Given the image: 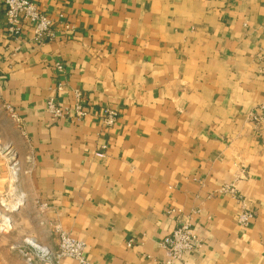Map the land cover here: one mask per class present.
Masks as SVG:
<instances>
[{"label":"crops","instance_id":"obj_1","mask_svg":"<svg viewBox=\"0 0 264 264\" xmlns=\"http://www.w3.org/2000/svg\"><path fill=\"white\" fill-rule=\"evenodd\" d=\"M34 1L43 42L0 0V264H82L56 256L57 225L90 264H166L170 208L203 243L175 264H264V0ZM76 91L90 113L54 119Z\"/></svg>","mask_w":264,"mask_h":264},{"label":"built area","instance_id":"obj_2","mask_svg":"<svg viewBox=\"0 0 264 264\" xmlns=\"http://www.w3.org/2000/svg\"><path fill=\"white\" fill-rule=\"evenodd\" d=\"M5 5V14L8 19V30L12 34L19 35L22 32V24L29 22L32 24L34 35L37 41L43 42L46 38L55 37L54 21L48 17L36 4L34 0H2ZM61 68V66H59ZM264 72V70H263ZM10 115L17 119L15 111L8 105ZM47 109L54 119L77 118L81 120L90 113V108L84 102L82 93L75 92L73 107H66L59 104L54 98L47 102ZM101 115L107 127L114 125L119 117L118 110L110 107H103ZM249 120L253 123L260 124L264 122V103H262L257 112L250 113ZM98 157H103L102 151L96 152ZM223 191L235 195L240 202V212L238 222L243 227H248L255 216V213L248 207L246 201L237 189L233 186L226 185ZM169 213H178L179 223L177 227L164 239L161 244L167 251L166 264H175L176 261L182 260L186 254L198 251L202 246V239L195 233L190 218L182 217L181 210L170 208ZM55 233L58 238V258L71 257L79 260L82 264H90L84 257L85 244L83 241L72 237L65 229L59 225L55 227ZM132 241H129V246Z\"/></svg>","mask_w":264,"mask_h":264},{"label":"rangeland","instance_id":"obj_3","mask_svg":"<svg viewBox=\"0 0 264 264\" xmlns=\"http://www.w3.org/2000/svg\"><path fill=\"white\" fill-rule=\"evenodd\" d=\"M13 119H14V118H13ZM12 156H13V160H14V162H16V161H17V159H15V158H17L16 155H12ZM15 164H16V163H15ZM17 167H18V166H17ZM17 167H16L15 165L13 166V169H12V171H13V173H14L13 175H15V174L17 175V174H18V168H17ZM7 203H9V202H5V206H10V205H7ZM18 206H19V205H18ZM0 207L3 208V206H2L1 204H0ZM11 210H13V208H11ZM2 216H6V217H8L9 215L7 216V215H5V214H4V215L2 214ZM9 217H10V216H9ZM9 217H8V218H9ZM9 219H10V222H9L8 225H7L8 227H5V229H3L4 227H1L2 225H0V234H1V233H6V232H4V231H9V230L12 229L13 226H12V222H11V217H10ZM31 239H32V238H31ZM31 239H29V240H31ZM38 246H39V245H38Z\"/></svg>","mask_w":264,"mask_h":264},{"label":"bare ground","instance_id":"obj_4","mask_svg":"<svg viewBox=\"0 0 264 264\" xmlns=\"http://www.w3.org/2000/svg\"><path fill=\"white\" fill-rule=\"evenodd\" d=\"M12 207H14V206H12ZM4 218H5L6 224H8L10 222V219L8 217H6V216H4ZM29 241L38 246V243L34 239H31Z\"/></svg>","mask_w":264,"mask_h":264}]
</instances>
